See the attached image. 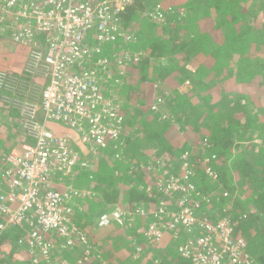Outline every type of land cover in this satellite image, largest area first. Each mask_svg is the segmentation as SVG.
<instances>
[{
  "label": "trees",
  "instance_id": "1",
  "mask_svg": "<svg viewBox=\"0 0 264 264\" xmlns=\"http://www.w3.org/2000/svg\"><path fill=\"white\" fill-rule=\"evenodd\" d=\"M6 2L0 0V15ZM7 17L0 45L19 32L14 15ZM114 19L118 34L107 41L113 53L127 41L134 55L130 64L123 60L125 75L116 73L122 84L111 85V94L103 87L100 92L113 99L119 90L113 108L127 136L98 149L94 170L70 178L74 223L86 233L94 257L98 247L107 258L93 264H194L189 243L212 234L208 229L223 220L231 240L245 243L242 257L264 264V85L259 86L264 84V0H135ZM159 82L169 87L167 95L155 91ZM5 108L0 105V111ZM143 142L149 149L140 148ZM175 180L181 191L169 189ZM167 190L175 201L188 199L185 206L195 219L191 230L175 233L168 225L176 216L156 210ZM12 191L1 181L0 197ZM137 209L151 210L150 216H134ZM116 210L130 212L123 214L122 228H99L98 218ZM156 223L160 239L149 233ZM30 231L28 223L0 231V263L37 264L28 250L19 257L29 249ZM42 236L51 247L47 254L36 249L38 264H77L75 249H86L79 243L63 248L67 238L58 230ZM153 244L159 245L156 251ZM151 253L155 256L148 257Z\"/></svg>",
  "mask_w": 264,
  "mask_h": 264
},
{
  "label": "built area",
  "instance_id": "2",
  "mask_svg": "<svg viewBox=\"0 0 264 264\" xmlns=\"http://www.w3.org/2000/svg\"><path fill=\"white\" fill-rule=\"evenodd\" d=\"M134 1L7 0L2 9L0 32L4 30L3 23L8 24L7 15H14L17 19L14 26H19V32L13 34L12 41L29 50L25 73L33 81L27 85V79L20 75L0 71V88L8 93L5 102L23 113L25 134L21 146L3 158L7 168L0 167V186L5 180L13 190L7 197H0L4 202L0 205V231L11 224L28 223L31 228L28 251L37 264L36 249L47 254L51 247L42 232L52 230L60 231L67 238L63 248H70L68 246L74 243L86 248L79 264H92L87 235L77 228L73 205H69L73 188L54 189L53 181L58 175L74 176L77 165L94 169L92 163L78 161L72 148L77 138L96 154L99 148L123 136L122 118L116 114L113 102L106 101L101 94L94 70L107 69L111 61L100 57L91 66L89 64L93 62L91 56L94 58L103 53L107 41L116 40L118 25L114 16ZM28 89V97L33 98L31 102L15 101L14 97L24 96ZM15 92L17 94L13 95ZM156 108L157 105L152 106L153 110ZM49 123H64L76 133L72 138L61 136L50 128ZM170 186L174 192L182 189L177 180ZM167 199L170 201L163 200L158 211L168 212L173 204L181 208L173 213L176 218L168 228L182 225L191 230L195 219L193 209L185 206L187 198L175 201L173 192L167 190ZM136 211L134 216L148 217L145 209ZM124 213L130 214L120 210L112 215H102L99 227H121L125 224ZM228 223L208 229L212 234L189 243L188 252L193 255L194 264H257L247 255L242 257L244 250L241 248L245 243L231 240L232 230ZM158 225H152L149 233L160 239L163 233Z\"/></svg>",
  "mask_w": 264,
  "mask_h": 264
},
{
  "label": "rangeland",
  "instance_id": "3",
  "mask_svg": "<svg viewBox=\"0 0 264 264\" xmlns=\"http://www.w3.org/2000/svg\"><path fill=\"white\" fill-rule=\"evenodd\" d=\"M15 25V24H14ZM110 25H108V27H109ZM19 27V26H18ZM108 27H107V30H108ZM116 28H118V26L116 27ZM109 29H111L110 27H109ZM120 29H122V28H120ZM120 31V30H119ZM125 35V34H124ZM12 40H11V38H10V41L9 42H7V43H5L4 44V51L3 52H1V50H0V71H4V72H8V71H10V72H8V73H15V70H23L24 69V67H25V59H24V57H25V55L26 54H28V49H26L25 47H21V48H18V50H19V52L20 53H18L17 52V47H18V45L17 44H14V43H12L11 42ZM125 45L123 46V45H121L122 47L119 49V51H117V52H115L113 55L115 56V57H117L118 56V54L119 55H122V57L121 58H119V59H117L118 60V63H115V62H109L110 64L108 65V67H107V69H103V68H99V69H94L95 71H96V81H97V84H98V87H99V89L101 88V87H103L104 88V90L105 91H108L110 94H111V92H112V88H109L111 85H115V84H122V76L120 77V75H125V73L127 72V66H128V64H130V61L128 62L127 61V59L129 58V56H130V53H131V55H134V54H132V53H134L133 51H132V49L130 48V47H128L126 44H128V42L127 41H125V43H124ZM113 50V49H112ZM111 50V51H112ZM122 52H121V51ZM120 53H122V54H120ZM126 55H128V56H126ZM138 55H140V53L138 54ZM137 54H135V56L134 57H137L138 56ZM124 56H126L125 58H124ZM106 59H108V57H106ZM117 60H115V61H117ZM126 60L127 61V63L126 62H124V61ZM94 63V61L91 63V64H89L90 66L92 65ZM93 67V66H92ZM190 65L188 66V69H190ZM113 68H119V70H120V72H119V74L120 75H117L116 73H117V71H118V69L117 70H113ZM6 69V70H5ZM19 73V72H18ZM21 76H22V74H21ZM23 78V77H22ZM27 81V85L29 84V83H31L33 80L32 79H28V80H26ZM106 82H108V85L106 84ZM103 84H105L104 86H103ZM262 85H264L263 83H259V86H262ZM30 87V86H29ZM30 89H28V91L26 92V94L24 95V96H16V97H14V99H15V101H20V102H26V101H28V102H31L32 101V99L33 98H29L28 97V94L30 93V91H29ZM155 91L156 92H158V95H161V94H163V92L166 94H168L169 92H170V89H169V87L167 88V87H165V85H163V83H161V82H159L157 85H156V87H155ZM181 91H183V89H181ZM18 92V91H17ZM17 92H15V93H13V95H16L17 94ZM258 92H259V89H258ZM166 94V95H167ZM115 98H113V99H116L117 100V98H119V91H118V89H116V92H115ZM104 96V95H103ZM5 97H8V93L4 90V91H0V102L2 103V104H4V106L5 105H7V106H10L11 107V105L9 104V103H7V102H5L6 101V99H5ZM39 97V95L37 96V100L39 99L38 98ZM104 99L106 100V101H111L112 102V100L113 99H111V98H107V96H104ZM34 101V103H36V102H38V101H35V100H33ZM255 105H257V104H252V103H250V106H251V108H253V107H255ZM3 106V105H2ZM12 108H14L15 110H19L16 106H14V107H12ZM226 108L228 109V110H231L232 109V107L230 108L229 106H228V104H226ZM235 109V108H234ZM233 109V110H234ZM10 110L11 109H9V107L8 108H5V109H2V111H0V120L1 121H3L2 119H5V115H9V114H13L14 116L16 115V117H14L13 118V122L15 121V122H17V124H18V126H17V129L19 130V127H20V129L22 128L23 129V127H24V125H23V113L19 116L18 114H15V113H13V112H11L10 113ZM232 110V111H233ZM253 110H255V109H253ZM20 111V110H19ZM21 112V111H20ZM39 116H40V114H39ZM11 117H12V115H11ZM152 123H153V121H151ZM7 124V123H6ZM59 125H62V126H64L66 129H68V130H70L71 131V133H70V135L69 136H71V138L72 137H74V133H76L75 131H74V129L73 128H71V127H68L66 124H64V123H58ZM10 125H12V123L10 124ZM3 128V127H2ZM1 128V129H2ZM125 129V124H122V130H124ZM2 134H1V136H0V139H1V141H3V143H5L4 145H5V147L6 146H8V140H12V139H14V140H16L15 142L17 143V146H20V144H21V142H22V140L20 141L19 139L22 137V134H19V133H17L18 131H16L12 126H8L7 128L5 127L3 130H2ZM127 135H126V133L123 135V139L126 137ZM74 139V138H73ZM260 141V140H259ZM8 142V143H7ZM7 143V144H6ZM255 143H257V148L258 149H262V146H261V144L256 140V142ZM13 143H11V145H12ZM76 144V146L78 147V148H80V149H82L81 150V152H82V155H83V152L85 151L86 153H87V151H88V147L87 146H89V145H85L84 143H82V142H80V139L79 138H77L76 139V142L74 143V144H72V146L73 145H75ZM3 145V146H4ZM10 145V146H11ZM145 145V142H143L142 144H141V146H140V148L141 149H144V148H146V149H149V147L150 146H146ZM13 148V147H12ZM73 148V147H72ZM96 150V149H95ZM73 151L74 152H76L74 149H73ZM97 151V150H96ZM90 152V151H89ZM79 154V153H78ZM80 155V154H79ZM90 155V154H89ZM91 156V155H90ZM94 157V156H93ZM96 157V156H95ZM166 157V156H165ZM100 158L101 157H98L97 159L95 158V160L96 161H98V163H99V160H100ZM167 158H171V157H167ZM89 160H91L90 158H89ZM0 163H1V165H2V167L3 168H6L7 167V165H6V162L5 161H3V157L2 158H0ZM88 163H92V164H94V161H89ZM91 165V164H90ZM99 166V165H98ZM86 192H90L89 190L88 191H86ZM92 192H90V196H92ZM117 211V210H116ZM116 211H113L112 212V214H114ZM224 223H228V221L227 220H223V221H221V222H219V224H224ZM218 224V225H219ZM198 237H201V235H198V236H196L195 238H198ZM215 237V236H214ZM218 237H219V239H221V237H220V235H218ZM194 238V239H195ZM130 239V238H129ZM128 249L129 250H131V245H129L128 246ZM155 251L157 250V249H154ZM160 251V250H159ZM154 254H150V255H147L148 257L149 256H153ZM155 256V255H154ZM256 262H258L256 259H255V257L253 258ZM257 264H259V262L257 263Z\"/></svg>",
  "mask_w": 264,
  "mask_h": 264
},
{
  "label": "crops",
  "instance_id": "4",
  "mask_svg": "<svg viewBox=\"0 0 264 264\" xmlns=\"http://www.w3.org/2000/svg\"><path fill=\"white\" fill-rule=\"evenodd\" d=\"M11 40H12V38H11ZM9 41H10V39H9ZM12 43H14L13 41H11ZM125 44H123V46H124ZM103 54L101 55V56H96L95 58H97V59H99L100 57H103V58H106V57H108V60H110L111 62H115V63H118V60L117 59H119L120 57L119 56H117V57H115L113 54V51H111L112 50V47H111V45L107 42V43H105L104 45H103ZM122 47V46H121ZM18 48H21V46H18L16 49H17V52L18 53H20L19 52V50H18ZM0 50H1V52H3L4 51V45H0ZM121 51V50H120ZM122 52V51H121ZM120 54H122V53H120ZM131 54V53H130ZM119 55V54H118ZM121 56V55H120ZM26 58H27V54L25 55V57H24V59H25V61H26ZM115 60H117V61H115ZM117 69H119V68H113V70H117ZM6 70V69H5ZM8 72H10V71H8ZM19 72V73H18ZM22 72H24V69L23 70H15V73L14 74H16V75H21V73ZM12 73V72H11ZM119 91V90H118ZM119 100V98H117V101ZM0 105H4V104H2L1 102H0ZM5 106H7V105H5ZM7 107H9V109H11L10 110V113L11 112H13V113H15V114H18L19 116L21 115V112L19 111V110H15L14 108H12L13 106L11 105V107L10 106H7ZM158 114L160 115V112H158ZM11 115H12V117H11ZM6 117V116H5ZM14 117H16V115L14 116L12 113L11 114H9L8 115V118L6 119L7 120V124H5L4 126H2V127H0V136H1V134L3 133L2 132V130L6 127H8V126H12L16 131H18L17 133H19V134H22V137L19 139L20 141L22 140L23 141V139L25 138V134H24V131L22 130V128L20 129V127H19V130L17 129V126H18V124H17V122H13V118ZM40 118H43L42 117V114L40 115ZM3 120V119H2ZM4 121V120H3ZM1 122V121H0ZM5 123H6V121H5ZM12 123V125H10ZM49 126H50V128L55 132V133H57V134H59V135H61V136H69L70 135V133H71V131L70 130H68V129H66L64 126H62V125H59V124H56V123H49ZM2 128V129H1ZM2 139V138H1ZM1 139H0V158H4L5 156H7V155H9L14 149H17V148H19V146H17V143L15 142L16 140H14V139H12V140H8V146H6L5 147V143H3V141H1ZM6 143V144H7ZM11 143H13L12 145H11ZM22 143V142H21ZM4 145V146H3ZM11 145V146H10ZM20 146H21V144H20ZM13 147V148H12ZM73 147V149L76 151L75 152V154H77V158H78V161L79 162H84V161H86V162H89V161H94V169L96 168V167H98V165H99V163H98V165H97V162L98 161H96L95 160V158L97 159L99 156L97 155V153H98V151H97V153L95 154L94 153V151L89 147V146H87L88 147V151H87V153L84 151L83 152V155H82V152H81V150L82 149H80V148H78L77 146H76V144L75 145H73L72 146ZM90 151V152H89ZM80 155H79V154ZM91 156H90V155ZM94 156V157H93ZM96 156V157H95ZM89 158L91 159V160H89ZM98 160V159H97ZM93 169V170H94ZM82 171H89V170H87V169H84V168H81L79 165H77L76 167H75V170H74V176H72V177H68V178H62L61 179V177L60 178H57V177H55L54 178V184H53V188L54 189H59V190H64L66 187H68V186H71L72 188H73V182H71V180H70V178H74V177H76L77 175H79V174H81L82 173ZM82 191H83V193L85 194H88L89 195V192H86V191H88V190H85V189H82ZM102 216V215H101ZM100 216V217H101ZM100 217L98 218V227H99V219H100ZM112 226V227H111ZM111 226H109L110 227V229H114V230H118V229H121L118 225H111ZM99 228H101V227H99ZM107 228V227H106ZM26 228H25V232H26ZM130 237V236H129ZM130 240V239H129ZM90 243V242H89ZM128 246L130 245L129 243L127 244ZM128 246H127V248H128ZM91 247V246H90ZM81 249H83V248H81ZM91 249H92V247H91ZM125 249V248H124ZM28 250V248L27 249H22L21 250V254H19V257H21L22 255H23V253L24 252H26ZM96 250V252L100 255V258L99 259H93V260H95L96 262L98 261V260H100L101 259V261H104V259H107V258H105V255L103 256L102 254V252L103 251H101V249H98V247L95 249ZM81 250L80 249H75V251H74V254L75 255H77L76 256V258H78V259H76V260H78V262H79V260L82 258V257H84V255L86 254L85 252H86V249H85V251H83V252H80ZM83 253H84V255H83ZM96 253L94 252L93 253V255H95ZM103 256V257H102ZM77 262V263H78ZM63 263H65V264H70L69 262H67L66 260H63L62 261V264ZM258 263V262H257ZM92 264H93V261H92Z\"/></svg>",
  "mask_w": 264,
  "mask_h": 264
},
{
  "label": "clouds",
  "instance_id": "5",
  "mask_svg": "<svg viewBox=\"0 0 264 264\" xmlns=\"http://www.w3.org/2000/svg\"><path fill=\"white\" fill-rule=\"evenodd\" d=\"M102 54H103V53H101L100 56H101ZM27 60H28V54H27V58H26V61H25V66H26ZM7 73H8V72H7ZM11 74L16 75V74H14V73H11ZM21 74H22V76H21V75H20V76L23 77L24 79H27V80H28V79H32L31 77H29V76L25 73V67H24V72H22ZM186 86L188 87L189 85L186 84ZM187 87H186V88H187ZM181 89H183V87H182ZM154 105H156V104H152V106H154ZM152 106H151V110H152V111H154V112H160V114L162 115L163 110H161L159 107H157L155 110H153V109H152ZM161 112H162V113H161ZM166 117H167V116H163L164 119H166ZM124 134H125V132L123 133V135H124ZM122 137H123V136H122ZM0 167H2L1 163H0ZM6 168H7V167H6ZM166 200H167V201H170V200L167 199V198H166ZM173 206L177 207V206L174 205V204H173ZM169 207H170V206H169ZM159 208H160V207H159ZM156 210H158V209H156ZM179 210H181V208H178V207H177V209H170L168 212H171V213H177V211H179ZM146 213L148 214V216H150L149 214L151 213V210H146ZM170 224H171V223H170ZM101 228H106V227H101ZM120 228H122V226H121ZM181 228L186 229V230L188 229V228L185 227V226L179 225V226H177L175 229H171V230H174L175 233H179L180 230H181ZM5 229H6V228H5ZM153 245H154V244H153ZM158 246H159L158 244H155V245H154V247H156V249L159 248ZM28 250H29V249H28ZM28 252H29V251H28ZM94 252H95V251H93V249H91L92 260L100 257V255H99L98 253H97L98 256L94 257V255H93ZM92 260H91V261H92ZM0 264H7V263H4V262H3V263H0ZM77 264H79V263H77Z\"/></svg>",
  "mask_w": 264,
  "mask_h": 264
}]
</instances>
